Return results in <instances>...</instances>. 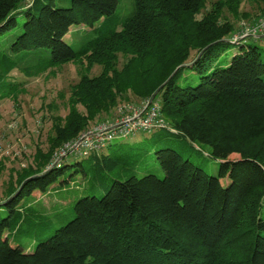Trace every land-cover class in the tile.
Wrapping results in <instances>:
<instances>
[{
    "label": "trees",
    "instance_id": "trees-1",
    "mask_svg": "<svg viewBox=\"0 0 264 264\" xmlns=\"http://www.w3.org/2000/svg\"><path fill=\"white\" fill-rule=\"evenodd\" d=\"M236 1L223 5L237 8ZM118 2L0 0V37L11 40L12 51L40 49L39 61L21 68L25 74L84 58L103 65L99 74L83 75L73 85L69 112L63 124L55 122L52 146L76 138L88 116L143 79L147 84L138 93L157 91L154 98H160L167 121L143 132H155L159 139L165 134L160 130H169L209 145L210 155L221 161L219 172L210 174L181 150L161 146L155 156L164 177L132 172L113 178L110 171H121L122 158L106 150L119 137L46 168L49 158L36 171H24L0 202L8 211L0 217V264H264V50L245 44L250 37L235 39L234 27L220 23V2L198 17L205 0H134L132 14L113 22ZM74 25L91 27V37L78 50L67 37ZM231 44L240 50L223 65L221 55ZM118 51L130 54L121 70L112 56ZM153 68L158 74L147 70ZM186 69L198 78L195 83L181 82ZM20 84H11L12 90ZM12 90L0 83V98ZM70 157H89L90 167L82 161L69 164ZM72 165L104 194L79 198L74 218L32 252L13 245L5 231L23 199L46 192ZM24 223L26 215L16 220V232L29 231Z\"/></svg>",
    "mask_w": 264,
    "mask_h": 264
},
{
    "label": "rangeland",
    "instance_id": "rangeland-1",
    "mask_svg": "<svg viewBox=\"0 0 264 264\" xmlns=\"http://www.w3.org/2000/svg\"><path fill=\"white\" fill-rule=\"evenodd\" d=\"M226 1L228 0H205L198 17L215 8L214 5L218 2L223 5ZM56 4L68 5L69 0H56ZM235 4L238 7L234 5L232 9L223 5L219 20L220 23L231 24L235 32L264 14L262 3L237 0ZM133 11L134 0H119L112 20L122 21ZM90 31L89 26L74 25L67 35L68 42L78 50L91 37ZM244 43L258 44L264 50V37H250L245 39ZM10 44V39L0 37V73H5L9 65H16L7 76L3 78L0 76V83L6 92H11L13 88L11 84L23 85L20 84L21 88L18 86L13 89L10 96L0 98V202L16 188L18 179L24 171L27 174L36 171L39 166L47 164L49 158L50 162L46 168L57 161V154L63 150L67 142L52 146L55 142L54 126L55 122L60 124L65 122L69 112L72 87L83 75L95 76L103 69L101 63L84 58L82 61H69L29 76L21 70L39 61L40 49L12 51ZM239 50L238 44H231L226 53L221 55L222 64L228 63L232 54ZM112 56L115 59L114 65L120 70L130 60V54L122 51L115 52ZM147 70H152L154 75L158 74L155 68ZM197 80L198 78L186 69L181 82L195 83ZM145 84L147 81L145 83L143 79L137 80L133 83V87H125L123 91L118 92L113 101L104 103L102 109L88 116L81 136L91 132H103L104 127L112 124L123 126L132 122L130 117L136 112L139 113L147 105L148 100L160 99L154 98L157 91L138 93L145 88ZM80 109L84 110L83 106H80ZM160 131L165 134L159 139L155 132H137L134 135L121 136L116 142L113 141L106 151L122 158V161L119 166L121 171L111 170L110 176L125 179L135 172L139 177L148 173L164 177L165 170L155 156V149L161 146L179 149L184 157L191 158L196 164L203 166L208 173L218 174L221 161L210 155L209 145L192 142L169 130ZM66 161L69 164L82 161L87 168L91 163L89 157H70ZM77 168L78 165L70 166L66 174L46 192L28 195L23 199L21 203L23 208L18 217H13L12 227L5 231L13 245H21L26 252H32L40 241L74 218V204L79 198L91 194L98 196L104 194L105 190L101 185L89 181L81 171L74 172ZM221 181L223 184L227 183L225 178ZM7 214L5 206L0 205V217H5ZM25 215L28 223H24L23 227L29 231L16 232V220L20 221Z\"/></svg>",
    "mask_w": 264,
    "mask_h": 264
},
{
    "label": "built area",
    "instance_id": "built-area-1",
    "mask_svg": "<svg viewBox=\"0 0 264 264\" xmlns=\"http://www.w3.org/2000/svg\"><path fill=\"white\" fill-rule=\"evenodd\" d=\"M264 35V14L258 17L254 22L245 25L244 28L234 33L235 39L245 37H262ZM144 108H140L139 113L130 117L132 122L119 126L112 124L104 127L103 132H91L84 134L81 132L76 138L68 141L63 146V150L57 154V160L71 153L87 154L92 149H101V147L110 139L121 136L134 135L137 132L151 131L158 127H164L167 124L161 110L160 100L150 99ZM143 107V106H142Z\"/></svg>",
    "mask_w": 264,
    "mask_h": 264
}]
</instances>
